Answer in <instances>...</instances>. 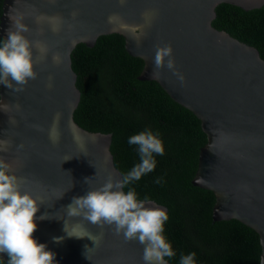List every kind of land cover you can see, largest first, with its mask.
Returning a JSON list of instances; mask_svg holds the SVG:
<instances>
[{"label": "water", "instance_id": "1", "mask_svg": "<svg viewBox=\"0 0 264 264\" xmlns=\"http://www.w3.org/2000/svg\"><path fill=\"white\" fill-rule=\"evenodd\" d=\"M220 4L249 11L264 0H0V40L7 39L12 19L23 16L25 37L38 42L37 79L20 93L0 84V141L8 142L0 145V159L11 165L22 191L43 202L33 239L55 254V264H144L137 241L125 242L112 226L93 225L65 209L109 176L121 178L108 149L111 134L87 132L72 120L79 92L70 54L78 44L90 49L98 37L111 34L121 37L126 55L142 63L133 80L156 83L198 121L204 143L189 185L212 194L209 225L235 221L257 235L260 264L264 61L253 47L211 26ZM164 45L171 46L183 83L167 68L159 79L152 77L156 47ZM148 206L166 211L154 202ZM0 264H7L5 254Z\"/></svg>", "mask_w": 264, "mask_h": 264}, {"label": "trees", "instance_id": "2", "mask_svg": "<svg viewBox=\"0 0 264 264\" xmlns=\"http://www.w3.org/2000/svg\"><path fill=\"white\" fill-rule=\"evenodd\" d=\"M214 12V29L253 47L264 61V4L249 11L220 4ZM70 67L79 92L72 120L87 132L111 134L108 149L121 177L140 163L131 136L147 129L162 141L155 169L123 191L134 189L138 200L148 197L166 209L163 235L175 252L167 262L179 264L181 255L194 252L195 264H257V235L235 221L209 225L212 194L189 185L204 143L198 121L156 83L133 80L142 63L125 54L121 37L100 36L90 49L76 45Z\"/></svg>", "mask_w": 264, "mask_h": 264}, {"label": "clouds", "instance_id": "3", "mask_svg": "<svg viewBox=\"0 0 264 264\" xmlns=\"http://www.w3.org/2000/svg\"><path fill=\"white\" fill-rule=\"evenodd\" d=\"M112 19L109 17V22ZM22 21L23 16L14 17L7 31V39L0 40V84L13 93L24 91L30 80L37 79L33 47L38 46V42L25 37L24 33L29 32V28ZM57 59L53 57L54 61ZM153 65L151 75L154 79H159L160 70L167 68L183 83V75L175 70L170 45L156 47ZM127 142L138 146L140 163L120 179L109 176L97 189L73 197L65 209L69 216H82L93 225L112 226L115 234L122 235L125 242L137 241L143 247L144 264H167L165 258L174 257L175 252L163 235L164 224L168 220L166 211L148 206L152 203L148 197L138 200L134 189L126 193L123 191L127 185L139 181L155 169L154 154H164L163 144L158 134L147 129L131 136ZM7 144V141H0V145ZM11 173V165L0 159V254L7 256V264H55V254L46 250L45 244L33 239V233L37 230L36 213L43 202L22 191L21 180ZM90 179L86 177L84 182L87 184ZM154 182L160 184L161 178ZM47 217L45 214L39 219ZM61 240L53 238L55 243ZM195 256L194 252L181 255L179 264H195ZM260 264H264V257H261Z\"/></svg>", "mask_w": 264, "mask_h": 264}]
</instances>
